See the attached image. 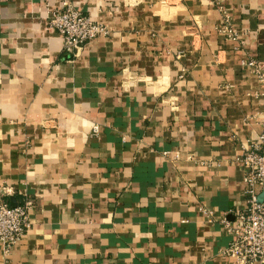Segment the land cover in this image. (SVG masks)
<instances>
[{
	"label": "crops",
	"instance_id": "1",
	"mask_svg": "<svg viewBox=\"0 0 264 264\" xmlns=\"http://www.w3.org/2000/svg\"><path fill=\"white\" fill-rule=\"evenodd\" d=\"M67 4L112 32L74 59L49 25ZM252 60L264 0H0V197L37 202L0 264H238Z\"/></svg>",
	"mask_w": 264,
	"mask_h": 264
},
{
	"label": "built area",
	"instance_id": "2",
	"mask_svg": "<svg viewBox=\"0 0 264 264\" xmlns=\"http://www.w3.org/2000/svg\"><path fill=\"white\" fill-rule=\"evenodd\" d=\"M230 32V22L226 20ZM50 27L64 38V50L70 59L77 58L90 43L98 38L111 36V30L93 21L89 16L67 4L50 19ZM237 38L234 31L230 32ZM245 66L254 70L264 85V65L258 61H248ZM95 133L99 130L96 127ZM246 168L243 186L246 196V208L238 212L233 222L224 220V226L231 236V243L224 255L238 264H264V122L263 131L244 152L241 158ZM8 188L2 191V197L8 195ZM37 202L28 198L24 204L13 207L0 197V243L5 252L10 253L32 228L31 214L36 210Z\"/></svg>",
	"mask_w": 264,
	"mask_h": 264
},
{
	"label": "water",
	"instance_id": "3",
	"mask_svg": "<svg viewBox=\"0 0 264 264\" xmlns=\"http://www.w3.org/2000/svg\"><path fill=\"white\" fill-rule=\"evenodd\" d=\"M260 201H261V202H263V201H264V193L261 195V197H260ZM12 206H13V207H15V206H16V204H14V203H13V204H12Z\"/></svg>",
	"mask_w": 264,
	"mask_h": 264
}]
</instances>
